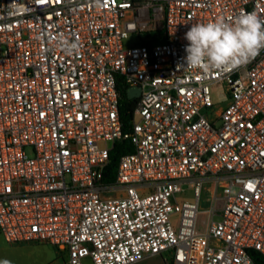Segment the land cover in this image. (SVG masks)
<instances>
[{
  "label": "built area",
  "instance_id": "obj_1",
  "mask_svg": "<svg viewBox=\"0 0 264 264\" xmlns=\"http://www.w3.org/2000/svg\"><path fill=\"white\" fill-rule=\"evenodd\" d=\"M241 12L264 18V0H0L4 239L69 264H264V48L207 73L184 65L191 25ZM119 75L141 88L127 132ZM123 139L132 151L108 182Z\"/></svg>",
  "mask_w": 264,
  "mask_h": 264
},
{
  "label": "clouds",
  "instance_id": "obj_2",
  "mask_svg": "<svg viewBox=\"0 0 264 264\" xmlns=\"http://www.w3.org/2000/svg\"><path fill=\"white\" fill-rule=\"evenodd\" d=\"M185 67L204 72L246 63L264 48V18L255 12H241L231 20L216 17L191 25L185 33ZM63 50H78L75 42L60 39Z\"/></svg>",
  "mask_w": 264,
  "mask_h": 264
},
{
  "label": "crops",
  "instance_id": "obj_3",
  "mask_svg": "<svg viewBox=\"0 0 264 264\" xmlns=\"http://www.w3.org/2000/svg\"><path fill=\"white\" fill-rule=\"evenodd\" d=\"M7 243V247L0 248V264H69L67 252H62L51 244L42 242ZM156 257L161 259L158 255L146 259Z\"/></svg>",
  "mask_w": 264,
  "mask_h": 264
},
{
  "label": "trees",
  "instance_id": "obj_4",
  "mask_svg": "<svg viewBox=\"0 0 264 264\" xmlns=\"http://www.w3.org/2000/svg\"><path fill=\"white\" fill-rule=\"evenodd\" d=\"M118 78L120 116L123 123V129L127 132L131 128V121L134 118L138 98L130 95L129 87L124 81V77L119 75ZM129 151H132L130 140L123 139L115 142L111 150V162L104 172V178L106 181L113 182L116 180L119 160L122 155ZM257 261L260 263L264 262V260L259 259Z\"/></svg>",
  "mask_w": 264,
  "mask_h": 264
},
{
  "label": "rangeland",
  "instance_id": "obj_5",
  "mask_svg": "<svg viewBox=\"0 0 264 264\" xmlns=\"http://www.w3.org/2000/svg\"><path fill=\"white\" fill-rule=\"evenodd\" d=\"M211 89H212V97H213V102L215 104V109H220L228 101V92H227L225 83L223 82L214 83L212 84ZM184 198L193 200V196L191 192H187ZM210 198H211V193L208 191H205L203 198H202V202H201V214L199 215V219H198L200 228H203L205 220L207 219L206 211L211 206ZM172 219H173L175 228H178L179 223H180L179 213L173 214ZM7 246H8L7 241H5L3 238V235L0 234V248H5ZM84 264H94V263L91 258L86 257L84 259ZM134 264H164V262L162 258L160 259L156 257V258L146 259L144 262L139 261Z\"/></svg>",
  "mask_w": 264,
  "mask_h": 264
},
{
  "label": "water",
  "instance_id": "obj_6",
  "mask_svg": "<svg viewBox=\"0 0 264 264\" xmlns=\"http://www.w3.org/2000/svg\"><path fill=\"white\" fill-rule=\"evenodd\" d=\"M129 92H130L131 96L138 97L140 95V93H141V88L140 87H136V88L131 89Z\"/></svg>",
  "mask_w": 264,
  "mask_h": 264
}]
</instances>
